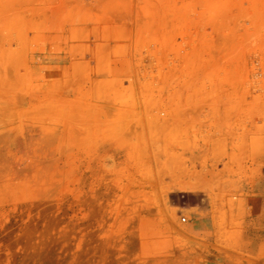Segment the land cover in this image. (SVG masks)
Wrapping results in <instances>:
<instances>
[{
    "label": "rangeland",
    "instance_id": "1",
    "mask_svg": "<svg viewBox=\"0 0 264 264\" xmlns=\"http://www.w3.org/2000/svg\"><path fill=\"white\" fill-rule=\"evenodd\" d=\"M261 178L264 0H0V264H264Z\"/></svg>",
    "mask_w": 264,
    "mask_h": 264
},
{
    "label": "crops",
    "instance_id": "2",
    "mask_svg": "<svg viewBox=\"0 0 264 264\" xmlns=\"http://www.w3.org/2000/svg\"><path fill=\"white\" fill-rule=\"evenodd\" d=\"M260 191H259V196H258V204L261 206V208H263V211H264V179L261 178L260 179ZM257 246H259L258 250H260V247L264 246V242L263 241H260ZM254 251L256 249H253Z\"/></svg>",
    "mask_w": 264,
    "mask_h": 264
}]
</instances>
